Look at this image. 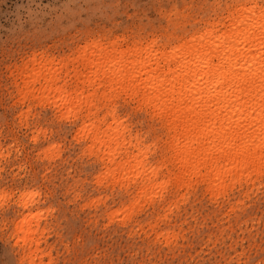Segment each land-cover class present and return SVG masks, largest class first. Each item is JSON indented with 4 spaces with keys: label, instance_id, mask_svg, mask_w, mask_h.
<instances>
[{
    "label": "rangeland",
    "instance_id": "obj_1",
    "mask_svg": "<svg viewBox=\"0 0 264 264\" xmlns=\"http://www.w3.org/2000/svg\"><path fill=\"white\" fill-rule=\"evenodd\" d=\"M242 1L250 2L252 0H28V3L38 5V8L28 10V16L35 19L31 20L25 28L24 24H17L21 10L18 5L22 4V0H0V20H3V23H0V260L7 257L10 264H33V262L34 264H264V176H261V173V178L257 176L259 174L253 173L255 175H252V178L243 179L238 182L240 184L237 182L228 183L230 187L227 186L221 194L218 193L216 196L215 193H211L209 185L207 186L208 183L206 181L203 183L204 180L197 174L188 175L189 178L186 176L184 179L180 177L179 180L180 167L173 157L174 151L167 144L173 133H168V129L164 128L161 121L159 122L160 119L153 117L145 106L140 105L132 97L130 100L128 93L119 91L117 94L116 91L114 95L113 91L108 96L109 98L106 97L108 100H103V98L100 99V95L104 89L98 87L100 90H98L99 100L94 101V103L96 102L95 106L80 105L73 99L74 103L72 101L71 105L58 108L54 103L57 94H48V97L46 94L45 98L44 94L38 93L43 79L33 84L31 79L26 78V74L30 73L34 67L55 60L53 63H56L52 64L56 69L60 67L58 70L64 63V69H61L60 73L56 72L60 74L57 77V86L65 82V88L67 87L69 92L74 91L78 79L86 76L89 72L88 68L79 64L81 57L98 53L99 49L103 47L111 49L114 45L117 50L127 51L135 43L144 45L150 40L159 45L163 43V46L173 45L178 42L180 37L203 29L208 22L224 20L227 17V12L236 3ZM257 2L263 3L264 0H257ZM13 17L15 19H12ZM93 41L96 43L94 44ZM98 43L102 45L100 46ZM96 44L98 45L95 47ZM118 44L122 47L119 48ZM93 46L95 50L92 48ZM85 49L86 51H84ZM86 52L88 55L84 54ZM36 64L37 66H35ZM68 67L69 71H67ZM77 74L81 77L77 78L79 76ZM70 77L74 78L71 80ZM58 78H60L59 81ZM73 80L75 84L72 83ZM31 83L32 85H30ZM78 85L79 88L82 86ZM28 86H31L30 89ZM90 88H84L83 95L95 90L94 87ZM25 90H28L29 94H34L35 91L36 93L34 96L29 95L27 91L25 93ZM120 95L122 97H119ZM111 97L114 101L110 102ZM41 98L44 99V102ZM101 101H103L102 104H100ZM52 102L55 105H52ZM75 104L77 108L74 106ZM137 106L141 108L138 109ZM111 108L116 109L115 118L108 113ZM69 109L72 112L76 111L73 112L74 117L72 112H69L71 114V118H69V114H67ZM96 109L99 112L90 115L89 120L88 110L94 112ZM105 114L106 116H104ZM116 115H119L117 116L118 122L124 121L126 127L122 122H119L122 124L121 128L117 127L118 130L114 128L113 131H117L121 136L124 128L128 130L123 131L122 135H126L125 138L121 136L123 143L121 137L118 136L117 141L114 139L115 137H112L115 133L112 131V127L117 123ZM67 116L69 119L66 118ZM96 117L99 118V121L95 119ZM104 117L106 120L103 119ZM123 118L126 119L123 120ZM125 120L129 121V124ZM81 121L85 122V125L81 124L83 123ZM102 121H107V123ZM89 123L93 125V128ZM94 123H97L98 130ZM89 125L92 131L90 128H86L90 127ZM108 125L111 126L109 129ZM122 127L124 128L122 129ZM95 129L97 132L101 129L98 136L102 139L108 137L104 139L105 141H108L112 134L111 138L115 141L110 140L112 145L109 142L106 143L109 144L111 150L107 146V150H104L103 144L105 143H101L99 140L95 142L92 137L96 132ZM80 133L84 134L83 137L80 136L81 139L79 138ZM129 135L130 138L132 137L131 139L128 138ZM137 136L142 140L136 141ZM91 137L92 139H90ZM124 139L128 142H125ZM117 142L121 143L117 144ZM125 143H127V147ZM128 143L133 147H130ZM88 146L90 149L92 148L94 154H90ZM115 147H122L121 152L119 153L120 150ZM141 148L144 149H142L144 155H147L146 159L142 152L140 153ZM149 148L152 153L148 152ZM95 149L100 151H95ZM108 150L117 152H110L112 163L109 161V157L105 158L107 155L105 153ZM103 151L105 152L103 153ZM44 153L47 158L43 155ZM137 154H139V158L144 157L143 160L137 159ZM132 156H135L137 160L133 161ZM172 160L174 163L171 162ZM121 161L122 163L119 164ZM136 161H142L146 165H140L141 167L137 165L138 171ZM162 163H164L163 166ZM166 165L169 169L166 168ZM124 166L125 168L122 169ZM144 166L148 167L147 171ZM142 167V171L146 173L144 175L140 173ZM158 167L162 169L165 167V169L162 171ZM131 168L135 169L136 173L131 172ZM149 168L154 170L156 168V172L160 175L155 174L158 177H152L153 173L151 172L153 171H149L151 174L148 173ZM108 169L111 170L107 172ZM123 170L127 172H123L124 176H122ZM104 172L109 173L108 177ZM116 172H119L120 177ZM128 172L130 175L133 173L139 177L134 178L135 175H133L131 177L134 179L129 177L131 181L128 182L129 175H126ZM261 172L264 174V167ZM178 173L179 175H177ZM109 175H112L111 178ZM125 176L126 183H124L125 180H121V177ZM255 177L256 179L253 180ZM96 178L97 180L101 179L98 180L101 181L100 184ZM115 178L118 180V186L121 187L116 186ZM104 180L105 183H103ZM133 180L137 182L134 183ZM182 180H184L183 184ZM161 181L169 182V186ZM189 181L191 184L193 183V186L197 183L194 188L192 186L193 189L188 188L191 187L188 185ZM154 182L158 186L153 185ZM129 183L131 186L128 185ZM148 183L150 189L146 188H149ZM109 184L111 185L109 186ZM112 184H115V187ZM123 184H125V188ZM160 184L165 186L166 190L164 187L162 190ZM175 184L178 185L175 186ZM142 185H144V192H142ZM156 188L157 191L159 190L157 196ZM150 191L151 193L155 192L153 200L149 194ZM161 193L164 195L161 196ZM141 194L146 197V200L149 197L151 200L145 201V197L140 196ZM183 194L185 198H183ZM135 196H137V200L140 198L137 206ZM31 198L34 200L31 201ZM141 198L146 202L144 205ZM216 198L219 201L218 199L216 201ZM26 200L29 202L28 205ZM133 201L134 203H132ZM131 203L133 208L136 206V210L130 208L132 207ZM148 203L151 204L148 205ZM139 204L144 206L143 212L139 211ZM121 207L122 210L124 207H128L129 211L133 210L134 214L132 217L130 216L131 219H126L129 211L128 214L126 211H120ZM168 207L172 210L167 209ZM116 211L119 212V215ZM114 212L115 214H113ZM120 212L122 214L126 212V220L121 214L123 220L120 221L122 219ZM26 214L33 215H31L33 217L31 222L34 224H30V219L27 223L28 227L29 224L33 227L30 228L31 230L41 226L34 233L37 236H34L32 243V249L40 243L37 245L39 251L35 252L38 256L34 253L32 258L27 255L29 243L23 242V232L18 233L20 228L17 226ZM116 214L120 217H116ZM165 214H168L167 218L164 217ZM26 218L24 220L28 222ZM113 218H120V220ZM160 218H164L165 223ZM37 219L40 221L39 226H36ZM155 219H157L158 225H155L157 224ZM149 222L153 226L148 225ZM21 225H25V229L21 228L22 231L28 230L26 224L20 223L19 227H22ZM38 233L40 234L38 235ZM162 233H165L164 237H162ZM168 233L169 235H167ZM165 236L170 237L169 241L168 238L164 240Z\"/></svg>",
    "mask_w": 264,
    "mask_h": 264
},
{
    "label": "bare ground",
    "instance_id": "obj_2",
    "mask_svg": "<svg viewBox=\"0 0 264 264\" xmlns=\"http://www.w3.org/2000/svg\"><path fill=\"white\" fill-rule=\"evenodd\" d=\"M250 2L242 1V2L236 3L234 5V7L231 8L227 12V17L224 20L208 22L207 25L203 29L196 31L195 33H192V34L184 35L182 38L180 37L178 42H176L175 44L170 45V46H163V43H162V45H159L155 41L150 40L149 43H146L144 45H143V43H141V44L135 43L132 46L130 45L131 47L127 51H123V50H117L115 45H114L116 43H114L113 44L114 46L112 45L113 47L111 49H108L106 47L105 48L103 47L102 49L98 48L99 49L98 53H93L89 56H83L82 55L83 57H81V62L79 64L85 68H88L89 72H88V74H86V76L78 79V81L76 82L77 83L76 89L74 91L72 90L73 92L71 90H70L71 92H69L66 89L67 87L65 88V86H66L65 82H64V84L62 83L63 85L59 84L57 86V83H56L57 77L60 74H58L56 72L59 71V73H60V70L64 69L63 68L64 63H62L61 69L58 70L60 67L58 68L56 66L57 67V69H56L53 66V64L56 63V62L53 63L55 60L54 61L51 60L50 62L47 61L46 64L43 63L44 65H42V63H41V64H39L40 66L39 65L37 66V64H36L35 66H37V67H34V69L30 73H27L26 78L31 79V81L34 82V83L32 82L33 84H35L38 81H40L41 79H43V83H42L41 87L39 88L38 93L44 94L45 98H46V94H47V97H48V94H53V95L57 94L56 100L55 101L53 100V101L55 104H57L58 108H60L61 106L66 107L69 104L71 105L73 99L75 102H79L78 104H80V105L86 104L89 107L95 106L96 102L94 103V101L97 99L99 100V96H98L99 95V92H98L99 88L98 87H102L101 89H104V91L100 95V99L103 98V100L104 99L108 100V98H109L108 96H110L111 92H113V91H114V95H115L116 91H117V94L119 91L120 92L124 91V92L128 93V95L130 96V100L132 97V99H135L140 105L145 106L147 108V110L153 115V117L155 116V117H158L160 119L159 122L161 121L164 128L168 129V131H169L168 133H170V134L173 133L170 136V140L168 141L167 144L174 151L175 155L173 157H175V160H177V163L179 164L178 167H180V171H181L180 172L181 176H179V180L181 178L184 179L186 176L189 178V176L191 174H197V176H201L202 180H204L203 183H205V181L208 183L207 186L209 185L208 188L210 189L211 193L213 192V193H215V195L218 193L221 194V192H223V190L226 189L227 186L230 187V184L228 185V183H234V182L238 183V182H241L243 179L249 180L250 178H252V175H255V174L256 175L259 174L257 176L260 177V173H261V176L262 175L264 176V174H262V172H261V169L264 167V2L258 3L257 0H252ZM156 39H158V38H156ZM93 42H94V44L96 43L95 41H93ZM100 43H98V44H100ZM98 44H96L95 47ZM101 45L102 44H100V46ZM90 46H92V45H90ZM90 46H88V49H90ZM118 46H119V48L122 47V46H120V44H118ZM92 48H94V46ZM127 48H128V46H127ZM94 50H95V48H94ZM84 51H86V49ZM87 53L88 52H86L84 54H87ZM75 61H76V59H75ZM77 61H79V60H77ZM71 62H73V61H71ZM66 63H68V62H66ZM57 64H58V62H57ZM66 66H67V64H66ZM28 68H29V66H28ZM76 68H78V67H76ZM85 68H84V70H85ZM19 69H21V68H19ZM22 70H24V69H22ZM27 70H25V71H27ZM72 70L74 71V69H72ZM67 71H69V67H68ZM18 72H19V70H18ZM61 73H62V71H61ZM67 74H68V72H67ZM80 74L82 76V73H80ZM77 75H79V74H77ZM65 76H66V74H65ZM71 76H73V75H71ZM81 76L79 75V76H77V78H79ZM66 78H67V76H66ZM73 78L70 77L71 80ZM16 79H17V77H16ZM59 79L60 78H58V81H59ZM63 79H65V78H63ZM66 80H68V79H66ZM29 83H27V84H29ZM32 83L30 85H32ZM70 83H68V84H70ZM72 83H74V80ZM68 84H67V86H68ZM78 84H81L82 86L79 88ZM19 85H20V83H19ZM26 86H25V88H26ZM35 86H33V87H35ZM29 87H31V86H28V88ZM86 87H88V88L94 87L95 90L89 94L83 95L84 88H86ZM78 90H80V91H78ZM96 90H97L98 94H97ZM26 91L28 93V90H25V93H26ZM108 92H110V93H108ZM35 93H36V91H35ZM126 93H123V94H126ZM30 94H32V93H30ZM34 94H32V95L34 96ZM119 94H121V93H119ZM121 95L119 97H122ZM49 97H50V95H49ZM96 97H98V98H96ZM106 97H108V98H106ZM117 97H118V95H117ZM117 97L115 96V98H117ZM41 99H43V98H41ZM48 99H47V101H48ZM50 99H51V97H50ZM30 100H31V96H30ZM124 100H125V98H124ZM42 101L44 102V99ZM74 101H73V103H74ZM109 101L110 102L114 101V99L111 97V100L109 99ZM102 102L103 101H101L100 104H102ZM54 103L52 102V105H55ZM76 104L74 106L77 108ZM105 104H103L104 105L103 107H105ZM97 105H98V103H97ZM113 105H114V103H113ZM108 106H109V104H108ZM89 107H87V108L89 110H92ZM81 108H82V106H81ZM139 108H141V107H138V109ZM142 109H143V107H142ZM70 110L71 109H69V111L67 113V114H69V118H71L70 115L73 114V112H74V111L72 112V110L71 111ZM74 110H77V109H74ZM89 110H88L89 115H87V116L90 120L89 116L93 115V114L95 115V113L98 110L96 109V111H94V112H91ZM115 110H114V108H111L108 113L114 117ZM131 110H130V112H131ZM69 112H72V113L70 114ZM79 112L81 113V111H79ZM108 113H107V115H108ZM77 114L79 115V113H76V115ZM117 114H119V113H117ZM83 115H85V114H83ZM83 115H82V117H83ZM64 116H65V114L63 115V117ZM72 116L74 117V114ZM96 116H97V114H96ZM104 116H106V114ZM117 116H119V115H116V120H117ZM98 117H99V115H98ZM113 117H112V119L114 120L115 117L114 118ZM66 118H68V116ZM76 118H77V116H76ZM85 118H86V116H85ZM105 118L106 117H104L103 119L106 120ZM95 119H97V117ZM124 119H126V118H123V120ZM72 120H74V119H72ZM97 120L99 121V118ZM108 121H109V119H108ZM81 122H83V121H81ZM89 122L93 124V122H91V121H89ZM102 122H105V121H102ZM116 122L117 123H115V126L112 127V131L114 128H117V127L121 128L122 124L119 122L123 123L124 121L121 120L118 122V120H117ZM128 122L126 121V123H128ZM84 123L85 122H83L81 124H84ZM106 123H107V121L105 122V124ZM124 123H123V126L126 127V124L124 125ZM92 124H90V125L93 128ZM96 124L97 123H94V125H96ZM110 125H111V123H110ZM110 125H108V129H109ZM91 126L86 127V128L87 129L90 128L92 131ZM81 128L83 129V126ZM84 128H85V126H84ZM86 128L84 129V132L86 131ZM96 128L98 130V126ZM123 128L124 127H122V129ZM101 129L99 131H101ZM97 130H96L94 136H92L94 131L92 132V134H90L91 132L89 133L90 136H92L95 139V142H97L96 140H99V141H101V143L106 144L107 142H109V144H111V141L113 140L111 138L112 134L109 137V140L105 141L104 139L107 137L105 134H107V133L105 132V134H103L106 137L105 138L103 137V139H102V137L98 136L99 131L97 132ZM116 130H118V128ZM124 130H125V128H124ZM124 130H122V134H123ZM125 131H128V130H125ZM88 132H89V130H88ZM113 132H115V131H113ZM115 133H116L117 137H116V135H114ZM115 133L113 134L112 137H115L114 139L117 141L118 140L117 138L119 135H118L117 131ZM122 134H121V136L123 138H125L126 135L123 136ZM82 135H84V134L80 133L79 138ZM121 136H119V138ZM92 137L90 139H92ZM122 137H121V142L123 140ZM77 138H78V136H77ZM85 138H86V136H85ZM128 138H130V135ZM87 139H88V137H87ZM136 139H135L136 141L142 140V139H139L138 136ZM166 139H167V137H166ZM115 140H113V141H115ZM125 140L126 139H124V141ZM90 141H92V140H90ZM136 141H135V144H136ZM121 142H117V144H120ZM125 142H128V141H125ZM105 144H103L105 146L104 150H107L106 146L109 147V144L108 145L107 144L105 145ZM126 144L127 143H125V146H126ZM128 144L130 145V147H133L132 144H130V143H128ZM137 145L139 146V144H137ZM90 146H93V145L90 144ZM99 146L101 147V145H98V147ZM125 146H123V147H125ZM143 146H144V143H143ZM116 147H118V145ZM52 148L54 149V147H52ZM88 148L90 149L89 146H88ZM121 148L122 147L116 148V149L120 150V151L118 150L119 153L121 152ZM134 148H135V146H134ZM91 149L89 152L92 155L94 153ZM97 149H95V151H100ZM109 149L111 150L110 147H109ZM142 149L143 148H141V150ZM146 149H148V148H146ZM93 150H94V148H93ZM115 150H113V151L108 150L107 153H105L108 156L104 155L105 158L109 157L110 162L112 161V157H111L112 154L110 152L113 153ZM128 150L129 149H127V151ZM136 150H137V148H136ZM141 150H140V153L142 152L143 156L146 159L147 155H144V151H143L144 149L142 151ZM53 151H55V149ZM149 151L151 152L150 148H149L148 152ZM48 152H49V149H48ZM104 152L105 151H103V153ZM145 152L147 154V150ZM45 153L43 155L46 156L47 153L46 154ZM50 153H51V148H50ZM84 153H87V152L84 151ZM115 153H117V152L115 151ZM138 153H139V150H138ZM53 154H51V156H53ZM122 154H123V152H122ZM137 155H138V157L136 156V158L138 159L139 154H137ZM119 157H120V155H119ZM144 157L139 158V159L143 160ZM46 158H47V156H46ZM136 158H135V156H132L133 161H134V159L137 160ZM98 160H99V158H98ZM101 161H103V160L101 159ZM173 161L174 160H172L171 162H173ZM115 162H117V161H115ZM120 163H122V161L119 162V164ZM125 164H126V160H125ZM135 164H136V169H137V168H139L137 165L143 166L145 163H142V161H136ZM155 165H157V164H155ZM163 165H164V163H162V166ZM171 165H172V163H171ZM125 166L122 167V169H124ZM147 166H148V164H147ZM107 168H109V167H107ZM147 168H145V166H144V169H146V171H147ZM153 168L152 169L149 168L150 170H148V173H150L149 171H153L151 173H153L154 175L151 173L150 174L152 175V177L156 178L158 176H156L155 174H158V172H156L157 171L156 168H155V170ZM166 168H167V165H166ZM122 169H120V170H122ZM158 169H161L163 171L165 169V167H164V169L158 167ZM167 169H169V168H167ZM176 169H178V168H176ZM110 170L108 169L107 172ZM142 170H143V167H142L141 172H140L141 175L146 174ZM203 170H204V172H203ZM132 171H134L136 173L135 169H132L131 172ZM107 172H104V173H106L107 174L106 176L108 177L109 173H107ZM113 172H112V174H113ZM123 172L125 173L126 171L123 170L122 173ZM116 173H118V176H119V172H116ZM124 173L122 176H124ZM168 173H167V175H168ZM173 173H174V171H173ZM253 173H255V174H253ZM150 174H148V175H150ZM100 175H98V176H100ZM113 175H115V173ZM120 175H121V173H120ZM126 175L127 176L129 175L128 180H127L129 182V181H131V179L129 180V177L133 178L131 176H133L135 174L132 173L130 175V173L128 172V174H126ZM138 175H139V173H138ZM158 175H160V174H158ZM177 175H179V173ZM111 176L109 178H111ZM136 176H137V174L134 176V178ZM103 177H104V175H103ZM137 177H139V176H137ZM170 177L172 178V176H170ZM112 178H114V177H112ZM122 178L123 177H121V180H125L126 176L123 179ZM142 178H144V177H142ZM175 178H176V176H175ZM197 178H199V177H197ZM177 179H178V177H177ZM255 179H256V177L253 180H255ZM96 180H97V178H96ZM98 180H101V179H98ZM105 180L103 183H105L107 181V180L106 181ZM114 180H116V178ZM136 180H138V179L136 178ZM168 180H170V179H168ZM117 181L118 180H116V184H117L116 186H118ZM135 181H134V183H135ZM148 181H150V180H148ZM151 181H154V180H151ZM183 181L184 180H182V184H183ZM195 181L197 182L196 179H195ZM99 182H101V181H98V184H100ZM162 182H164V181H161V183ZM172 182H173V180H172ZM175 182H176V179H175ZM245 182H247V181H245ZM252 182H254V181H252ZM103 183H102V185H103ZM124 183H126V180L124 181ZM149 183H151V182H149ZM165 183H167L166 185L169 186L168 185L169 182L165 181L164 184ZM198 183L201 185L200 182H198ZM154 184H156V183L154 182L153 185ZM178 184H175V186H177ZM238 184H240V183H238ZM110 185L111 184H109V186ZM123 185L125 188V184H123ZM128 185H130V183ZM188 185H191V187H188V188H192L193 183L191 184V182L189 181ZM132 186H134V185H132ZM142 186H143L142 192H144V185H142ZM159 186H162V190L164 188H165L164 190H166V187L163 186L162 184H160ZM172 186H173V184H172ZM194 186H193V188H194ZM241 186H242V184H241ZM113 187H115V184L113 185ZM118 187H121V186H118ZM129 187H127V188H129ZM183 187H185V186H183ZM183 187H181V189ZM229 187H228V189H229ZM146 188L150 189V184H149V188L148 187H146ZM157 188L155 189V191L157 192L156 196H157V194H159L158 193L159 190L157 191ZM104 189H106V188H104ZM182 190H184V189H182ZM225 191H227V190H225ZM138 192H137V194H138ZM160 192H161V190H160ZM145 193H146V190H145ZM154 193H151V191L149 193L150 196H152V200H153V196L155 195ZM185 193H186V191H185ZM143 194H141L140 196H142ZM162 194L163 193H161V196H162ZM226 194H228V193L226 192ZM25 195H28V194H25ZM25 195H23V196L25 197ZM137 196H135L136 197L135 200H137ZM132 197H134V196H132ZM210 197L212 198L213 196L211 195ZM183 198H185L184 194H183ZM24 199H26V198H24ZM141 199H143V198H141ZM148 199L151 200L150 197L147 198V200ZM156 199H157V197H156ZM217 199L218 198H216V201H217ZM33 200L34 199H32L31 201H33ZM138 200H137V202L135 201L136 206H137ZM147 200L145 197V201H147ZM239 200H240V198H239ZM24 201H22V202H24ZM29 201H30V199H29ZM143 201H144V199H143ZM145 201L143 202V205L146 203ZM218 201H219V199H218ZM26 203L28 205L29 202L27 201ZM132 203H134V201ZM242 203H243V201H242ZM129 204H130V202H129ZM129 204L127 205L128 207H129ZM150 204L148 203V205H150ZM152 204H153V202H152ZM27 205H25V206H27ZM139 205H140V208H142V210H140V208H139V211L143 212L144 206L142 204H139ZM139 205H138V207H139ZM141 205H142V207H141ZM130 206H132V207H130L132 209L133 204ZM136 206L133 208V210L136 208ZM128 207H124L123 210L121 207L120 211H123V212L126 211L128 214V211H129ZM170 207H171V204H170ZM170 207H168L167 209H169L171 211L172 209H170ZM25 208H27V207H25ZM125 209H127V210H125ZM161 209H160V211H161ZM133 210L132 211L130 210L131 212L129 211V214L130 213H132V214L127 215V218H126L127 220H128V218L131 219V217L133 216V214H134ZM126 212H125V214H126ZM165 212H166V210H165ZM116 213L119 215V212L116 211ZM113 214H115V212ZM121 214H122V212H120L121 218L123 215L124 220H126L125 214L124 213L122 215ZM28 215H30V214H28ZM28 215L26 214V216L24 217V219L27 217L26 219H28V222H26L27 220L25 221L24 219L21 220L22 222L20 221V223L26 224V226H27L26 228L28 230L22 231V229H25V225L24 226L21 225L22 227H19L20 223L19 224L17 223L18 228H20V229H18V228L17 229H18V233L23 232V234H22L23 242L29 243V248H28L29 252L27 253V255L31 256L30 258H32L33 254L36 251H39V248L37 245H39L40 243L36 244L33 249H32V243L34 241V236L36 235V234L34 235V233H36L37 232L36 230L40 229L41 226H40V228L37 227V229L31 230L33 227H31L30 224H32V225L34 224L31 222V221H33L32 220L33 215L32 216L30 215L29 216L30 218H28ZM118 215L116 217H120ZM167 215L165 214L164 217L167 218ZM136 216H137V214H136ZM114 217H115V215H114ZM158 217H160V216H158ZM158 217H157V219H158ZM123 218L121 220H120V218H116V219H119L120 221H122ZM166 218H165V220H166ZM29 219H30L31 223L29 224V227H28L27 223H29ZM116 219H114V220H116ZM157 219H155V222H157ZM163 219H161V220L164 222ZM39 222L40 221L38 220L36 226H39L38 225ZM149 223H148V225L153 226V225H151V223L150 224ZM155 225H158V222ZM155 225H154V227H157ZM43 229L44 228H42V230ZM40 233H38V235ZM164 234L162 233V237H164L163 236ZM167 235H169V233ZM158 237H159V235H158ZM166 238H168L167 240L169 241L170 237L165 236L164 240H166ZM37 241H40V240L37 239ZM41 252H39V253H41ZM35 255L38 256L36 253H35ZM25 257L28 258L27 256H25ZM34 258H36V257H34ZM42 258H41V262H42ZM33 264H34V262H33Z\"/></svg>",
    "mask_w": 264,
    "mask_h": 264
},
{
    "label": "snow or ice",
    "instance_id": "obj_3",
    "mask_svg": "<svg viewBox=\"0 0 264 264\" xmlns=\"http://www.w3.org/2000/svg\"><path fill=\"white\" fill-rule=\"evenodd\" d=\"M18 6H20L21 10H20V19L17 21V24L18 25L24 24L25 28H27L28 23L31 20L35 19L34 17L28 16V10L29 9L36 10L38 8V5L30 4L28 3V0H22V4ZM12 19H15V17H13ZM0 23H3V20H0ZM0 264H10V261L7 259V257H5L4 259L0 260Z\"/></svg>",
    "mask_w": 264,
    "mask_h": 264
}]
</instances>
